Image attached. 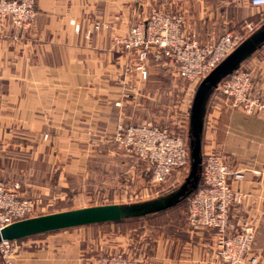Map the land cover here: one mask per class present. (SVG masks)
<instances>
[{"label": "crops", "instance_id": "1", "mask_svg": "<svg viewBox=\"0 0 264 264\" xmlns=\"http://www.w3.org/2000/svg\"><path fill=\"white\" fill-rule=\"evenodd\" d=\"M177 5L178 0H36L35 19L28 30L0 21L4 181H18L34 170L68 172V158L81 156L77 143L108 137L128 108L121 104L126 99L119 93V83L127 79L126 56L118 53L114 38L126 36L153 10L175 12ZM248 8L257 9L250 4ZM201 19L195 18L193 27L201 42L223 35L215 36L211 25ZM244 68L251 72L253 92L264 94V45L238 69ZM212 151L244 173L230 181L244 194L230 215L237 230L252 226L251 252L264 264V112L245 113L232 107L216 89L207 104L201 140L202 154ZM21 156L42 158L44 163L19 165L16 160ZM33 186L45 191L47 185ZM173 207L144 216L165 214L164 224L145 225L138 234H116L96 227L103 223H93L16 240L10 264H100L103 255L118 251L137 264H228L215 253V230L193 227L183 215L163 213ZM0 264L7 262L0 257Z\"/></svg>", "mask_w": 264, "mask_h": 264}, {"label": "built area", "instance_id": "2", "mask_svg": "<svg viewBox=\"0 0 264 264\" xmlns=\"http://www.w3.org/2000/svg\"><path fill=\"white\" fill-rule=\"evenodd\" d=\"M249 4L264 8V0H248ZM36 0H0V21L8 20L21 30H28L34 22ZM251 22L246 24L252 29ZM96 23L94 28H98ZM91 36V33H88ZM238 33H225L212 42H200L185 32L184 19L178 13L153 10L135 23L124 37H115L117 44L129 53V64L143 75L149 55L166 61L176 73L191 81L199 80L217 65L238 43ZM133 58V59H132ZM219 89L228 97L230 105L246 113L264 112V94L252 90L251 72L239 69L232 72ZM115 140L126 149L145 159L151 168V179L165 181L176 169L185 167L189 153L185 139L167 129L145 122L139 125L118 123ZM244 173L232 169L219 153H208L201 162L199 186L187 205V220L193 227L215 230V253L228 264H259L251 252L253 228L237 230L230 210L240 204L244 194L231 186V179H241ZM33 211V202L19 193V184L0 181V228L23 218ZM15 248L14 240L0 242V255L7 264ZM100 264H137L121 252L100 258Z\"/></svg>", "mask_w": 264, "mask_h": 264}, {"label": "rangeland", "instance_id": "3", "mask_svg": "<svg viewBox=\"0 0 264 264\" xmlns=\"http://www.w3.org/2000/svg\"><path fill=\"white\" fill-rule=\"evenodd\" d=\"M248 4V0H178V5L173 10L175 12L169 13L182 15L185 32L188 34L196 37L193 31L195 18L201 16L202 22H208L211 25V32L213 31L215 36L228 32L238 33L239 43L264 22V8L253 10L248 8ZM249 22L253 24L252 29L246 27ZM114 45L119 54L124 52L126 56L127 79L122 78L124 82L119 83L122 87L119 93L122 92V98L126 99L125 103L121 104L128 106L127 111L123 109L126 116L121 115L114 124L112 132L106 134L108 137L77 143L76 151L79 150L81 156L68 158L70 171L59 173L56 168H49L48 173L38 174L34 170L20 177V180L11 182L18 183L20 195L33 202V211L30 216L97 204L144 200L175 188L187 174L188 163L185 167L174 170L165 181L161 183L152 181L148 162L134 151L126 149L115 140L114 136L118 123L132 125L130 123L149 122L154 126L167 129L172 134L181 135L186 143L190 103L200 79L191 81L180 77L164 59L157 60L152 54L145 61L146 73L143 75L134 66L135 58H132L133 67H130L129 53L116 42ZM219 85L217 90L224 94L219 89ZM225 97L230 105L228 97L226 95ZM87 133L93 135L91 131ZM30 144L23 143L27 146ZM212 152L221 154L218 151ZM206 154L208 153L202 154V160ZM57 161L60 163L63 160L57 159ZM16 163L28 166L40 165L44 163V159L21 156ZM1 164H3L2 161ZM0 181L11 184L4 181L1 174ZM33 185L47 186L44 191ZM188 201L189 198H186L163 213L187 217ZM164 216L165 214L162 217H138L115 222H101L103 224H97L96 227L114 231L116 234L127 231L138 234L145 225L160 227L164 224L162 222Z\"/></svg>", "mask_w": 264, "mask_h": 264}, {"label": "water", "instance_id": "4", "mask_svg": "<svg viewBox=\"0 0 264 264\" xmlns=\"http://www.w3.org/2000/svg\"><path fill=\"white\" fill-rule=\"evenodd\" d=\"M264 45V22L241 40L217 65L203 76L192 97L188 113V171L175 188L155 197L127 203H105L77 207L26 217L0 228V242L19 240L36 234L81 225L144 217L183 201L199 186L201 178V140L206 108L218 85Z\"/></svg>", "mask_w": 264, "mask_h": 264}, {"label": "trees", "instance_id": "5", "mask_svg": "<svg viewBox=\"0 0 264 264\" xmlns=\"http://www.w3.org/2000/svg\"><path fill=\"white\" fill-rule=\"evenodd\" d=\"M191 195H192V193L189 196H191Z\"/></svg>", "mask_w": 264, "mask_h": 264}]
</instances>
